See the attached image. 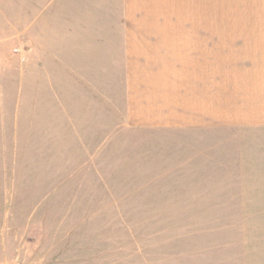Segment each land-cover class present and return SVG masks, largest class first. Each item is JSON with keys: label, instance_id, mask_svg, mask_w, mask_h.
Here are the masks:
<instances>
[{"label": "rangeland", "instance_id": "obj_1", "mask_svg": "<svg viewBox=\"0 0 264 264\" xmlns=\"http://www.w3.org/2000/svg\"><path fill=\"white\" fill-rule=\"evenodd\" d=\"M172 1L136 22L216 24L218 70L252 68L264 0ZM47 3L20 15L16 0H0V264H264V126L250 124L254 112L188 109L192 94L183 105L143 57L127 64L130 77L116 30L122 0L82 19ZM66 22L103 29L80 36ZM65 34L67 46H55ZM87 36L98 37L96 63ZM50 53L62 62L49 67ZM81 54L72 78L66 66Z\"/></svg>", "mask_w": 264, "mask_h": 264}, {"label": "crops", "instance_id": "obj_2", "mask_svg": "<svg viewBox=\"0 0 264 264\" xmlns=\"http://www.w3.org/2000/svg\"><path fill=\"white\" fill-rule=\"evenodd\" d=\"M174 2L172 0H122L123 23L116 30L122 32L125 65L129 75L132 70L129 69L127 64L135 61L136 57H143L146 62H152V68L155 70L152 73V77H158L161 87L168 92L172 91L170 94L177 93V95H180L179 101L183 105H185L186 101L184 94L186 92L192 94L191 100L187 103L192 106H189L188 109L208 111L212 117H217L216 109L218 105H227L228 108H224L225 111L232 109L243 111L248 109L254 112L250 124L264 126V45L249 48L248 53L251 54L252 57L250 58L254 62L251 69L240 70L237 66L235 69L232 62L228 63V61H225V65L223 64L224 69L218 70L216 24L162 23L158 21V18H155L154 21L136 22L135 16L139 14L160 16L163 14L162 8L165 9L164 14H167V9ZM58 3L61 5L59 10L66 11L68 9V16H75L80 19L83 18L82 16L104 12V0H48L47 6L54 8ZM26 8L28 12L25 11ZM56 8L54 9L56 10ZM16 10V14L20 15L35 14L41 11L38 0H16ZM66 24L68 26L65 27V31H80V36L81 31L103 29V24L91 25L88 23L82 25L80 23L77 26H73L70 22H66ZM260 31H264V29ZM253 35L264 37V34ZM86 38H88L86 39V46L92 47L89 56L91 59L89 60L92 63H96L91 55L94 53L93 47H99L98 37L94 40L90 36ZM70 40V35L65 34L54 45L67 46ZM82 40L79 39L81 44L73 42L69 45H84L85 42ZM243 51L245 50H242V56ZM71 52L73 53L75 50ZM98 52L97 50L95 51L96 54ZM253 53H256V58L252 55ZM85 58L81 54L78 64L73 65L70 70L66 66V70H68V74L72 78H81L82 62ZM181 59L182 61H180ZM66 60L65 63L68 64V58ZM186 61L192 65H187ZM53 62L57 64L62 61L59 59L58 54H55L54 57L50 53L49 67ZM175 63H182L183 66L177 67L174 65ZM158 72L160 74L156 76ZM48 80L49 93L52 94L54 93L53 85L56 82L54 73L49 72ZM79 85L82 86V83L79 82ZM230 86L231 90L229 89ZM224 117L229 119L227 118L228 114ZM232 117L239 119L243 118L244 115L237 116V118ZM242 123L247 122L244 121Z\"/></svg>", "mask_w": 264, "mask_h": 264}]
</instances>
